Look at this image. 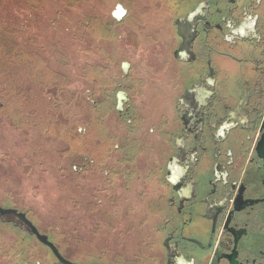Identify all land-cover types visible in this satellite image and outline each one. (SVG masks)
Wrapping results in <instances>:
<instances>
[{
  "label": "flooded vegetation",
  "instance_id": "flooded-vegetation-1",
  "mask_svg": "<svg viewBox=\"0 0 264 264\" xmlns=\"http://www.w3.org/2000/svg\"><path fill=\"white\" fill-rule=\"evenodd\" d=\"M165 4L118 81L95 76L93 121L77 93L76 209L0 201V264H264V0Z\"/></svg>",
  "mask_w": 264,
  "mask_h": 264
},
{
  "label": "trees",
  "instance_id": "trees-1",
  "mask_svg": "<svg viewBox=\"0 0 264 264\" xmlns=\"http://www.w3.org/2000/svg\"><path fill=\"white\" fill-rule=\"evenodd\" d=\"M102 1L112 2L114 6L121 2L131 10L133 7L145 5L143 0ZM99 2L101 0H0V113L3 114L0 119V133L5 132L7 136L4 137L8 138L18 128H32L40 136L64 140L67 146L63 152V168L60 172L57 169L50 171V176L57 180L60 177L70 180L75 178L71 165L76 161L78 153L77 119L72 121L71 110L65 107L67 103L74 104L76 117L77 103L71 100L66 88L73 79L78 81L81 78L94 83L92 76L95 74L96 65H93L95 62L93 60L92 63L91 58L97 57L89 54H92L94 48L114 53L117 47V40L112 38V16L106 15L107 8H104V13L100 11L103 4ZM96 3H99L98 6L92 8ZM165 3L166 0H161L159 4L147 3L149 5L145 6L142 14L149 24L167 21ZM59 9L64 10V16L59 14ZM80 11L83 16L79 15ZM44 12L48 15L43 14ZM55 16L64 19L61 23L62 31L68 37L62 41L64 53L60 49L65 58L64 62L56 60L59 50L55 47V24L50 22V29L45 33L40 34L38 31L45 26V20L48 23ZM97 16L99 23L93 24ZM83 17L85 18L82 19ZM80 20H89L84 25L85 32L78 28ZM81 33H85L83 37ZM40 37L46 38L48 44H43ZM80 41L84 42L88 52L85 64L79 59ZM99 67L102 69L101 65ZM100 83L104 91L105 83ZM52 88H56V93ZM108 106L107 103L104 105L106 108ZM91 109L93 110L92 103L85 102L86 121L92 116L89 112ZM99 130L102 134V126ZM91 145V140L84 141V146Z\"/></svg>",
  "mask_w": 264,
  "mask_h": 264
},
{
  "label": "rangeland",
  "instance_id": "rangeland-1",
  "mask_svg": "<svg viewBox=\"0 0 264 264\" xmlns=\"http://www.w3.org/2000/svg\"><path fill=\"white\" fill-rule=\"evenodd\" d=\"M148 2L159 4L161 0H143V4L136 7L130 12L126 20V24L122 25L120 28L116 27L114 30L122 29V38L120 36H115L114 33L112 38L117 40V47H115V51H102L99 48H94L92 54H89L92 57H97V61L91 58L94 66L101 65L102 69L94 70L95 74L92 76L94 80V76L98 77L99 82L105 83L103 87L104 90H108L107 86L111 83L114 84L118 81L119 77L123 74L121 64L124 60L127 59L126 49L131 48L132 50H141L142 43L137 42L136 35L138 33L142 34H151V35H160L163 33V27L159 22H155V24H140L145 23L143 21V12L145 11V6H148ZM95 3V2H93ZM102 7L100 11L104 13V8H107L106 15L111 16L112 9L116 6L112 4V2L102 1ZM99 3H96L92 6L95 8L98 6ZM113 5V7H112ZM141 6V8H140ZM139 7V8H138ZM64 9V8H63ZM59 9V14L65 15L64 10ZM38 13V12H37ZM36 14V13H35ZM43 14L48 15L46 12ZM60 15V17H61ZM79 15L83 16V12L80 11ZM83 17L82 19H84ZM52 20L47 23L45 20V26L38 29L39 33H45L50 29V22L54 25V29L57 30L56 39H55V47L59 50L56 57V60L65 61L64 56H62L61 48L64 53V49L62 46V41L67 37L65 33L62 31L61 23L64 19H58V16L51 18ZM98 16L94 18L93 24L99 23L97 21ZM89 20H80L79 29L83 32L84 25L88 24ZM113 18H111V25L113 27ZM92 23V19L90 21ZM81 25H83L81 27ZM46 27V28H45ZM76 30V26H73ZM127 30V31H126ZM37 31V32H38ZM51 31V30H50ZM128 32V33H127ZM127 33V34H126ZM131 33V34H129ZM85 33H81V37L84 36ZM39 37V36H38ZM41 41L43 40V44H48L47 39H43L40 37ZM68 38V37H67ZM161 38V37H160ZM160 41V40H159ZM143 42V41H142ZM84 42L80 41L79 47V59L83 60V63L86 61L87 58V51L85 50L86 45L83 44ZM162 45L156 47L155 49L160 50ZM140 54L136 53L134 56L136 59ZM148 55H150L148 53ZM89 58V57H88ZM54 60V59H53ZM85 64V63H84ZM142 67V65H141ZM95 81V80H94ZM93 81L92 83L88 82L85 79H79L78 81H74L67 86L66 92L68 95L71 96V100L76 101L77 93L83 92L86 103H92L90 100L94 98V96H88L87 92L93 91ZM52 91L56 93V88H52ZM134 93H139V90L135 89ZM74 104L67 103L65 107L70 111L71 120H75V109H73ZM67 110V111H68ZM94 109L89 110L90 120L93 121V114L92 112ZM98 114V112H97ZM115 111L108 110L107 112H103L98 114L99 119L105 124V127L102 128L103 130H108V122L114 118ZM34 116V115H33ZM3 114L0 113V119H2ZM95 117V116H94ZM97 117V116H96ZM98 118V117H97ZM8 119V118H5ZM9 120V119H8ZM87 119V121H90ZM78 126V124H77ZM5 132L0 133V201H3L7 204L9 203H16L21 205L25 209H35V210H48V211H62L64 209H71L75 210V197L74 195L77 192L76 183L75 181L67 180V178H53L50 176L51 170H59L63 168L65 163V158L63 157V152L66 149V143L64 140H57L52 139L48 136H40L39 132L36 130L29 128V129H16V131L5 138ZM77 160V159H76ZM17 162V164H16ZM76 161L72 162L74 166ZM105 167L108 168L111 166V162L105 161ZM71 165V166H72ZM144 202L142 201H133L132 205L134 206H141ZM67 204V205H66Z\"/></svg>",
  "mask_w": 264,
  "mask_h": 264
},
{
  "label": "water",
  "instance_id": "water-1",
  "mask_svg": "<svg viewBox=\"0 0 264 264\" xmlns=\"http://www.w3.org/2000/svg\"><path fill=\"white\" fill-rule=\"evenodd\" d=\"M121 7H122L121 4L118 5V9L121 8ZM7 211H9V209H5V208H3V207L0 206V212H1V213L7 212Z\"/></svg>",
  "mask_w": 264,
  "mask_h": 264
}]
</instances>
